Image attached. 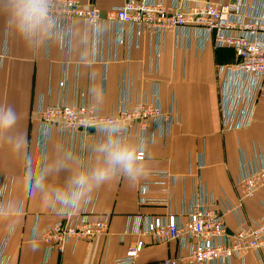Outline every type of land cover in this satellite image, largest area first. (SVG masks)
<instances>
[{
    "label": "crops",
    "instance_id": "1",
    "mask_svg": "<svg viewBox=\"0 0 264 264\" xmlns=\"http://www.w3.org/2000/svg\"><path fill=\"white\" fill-rule=\"evenodd\" d=\"M87 1L102 11L121 3L119 0ZM163 1L166 6L172 2ZM83 26L82 19L73 21V28ZM181 40L186 42L185 38ZM72 41L75 42L74 35ZM179 42L172 33L159 43L155 37L139 33L130 25L116 24L98 39L95 44L98 57L91 55L86 65L78 52L61 50L55 40L48 41L38 51L29 50L6 28L5 19L0 15V53L3 55H0V105H11L23 115L20 130L27 138L20 157L0 148V173L12 180L9 210L0 216V241L8 238L7 253L12 264H117L116 260L126 256L131 246L141 239L146 245L136 262L162 264L177 253V242L156 243L148 235L125 234L127 218L165 216L171 210L180 213L184 201L189 203L192 199L200 176L209 195L240 206L245 218L255 220L264 216V186L253 196H246L236 184L243 173V155L248 157L255 149L264 152V97H259L254 104L250 126L225 130L220 114L221 91L232 90L237 75L218 76L217 68L235 63V50L217 48L213 39L197 33L193 34L189 46ZM69 60L72 63L71 99L77 74L78 86L85 89L88 98L91 87L103 89L105 104L101 113L104 115L114 113L123 99L125 105L132 107L151 94L158 97L164 113L174 111L180 121L173 124L168 136L160 132L152 136L150 128L143 136L133 132L129 138L142 140L146 145L150 172L169 171L175 180L152 185L143 194L149 198L168 197L170 206L139 203L140 188L151 180L149 175L135 185L122 176L103 184L89 198L95 201L97 217L110 215L108 232L92 241L71 242L64 252L52 251L47 256L41 235L58 216L50 213L51 206L42 197L26 194L23 179L29 163L35 166L42 157L51 155L56 145L63 146L60 129L44 127L36 107L40 101L47 104L60 97L62 64ZM92 72L96 73L95 78ZM97 139L94 130L85 135L82 168L94 161L91 145ZM66 175L50 178L48 183L61 186ZM226 221L230 229L237 230L236 214H226ZM231 264H264V253L247 252L243 258H234Z\"/></svg>",
    "mask_w": 264,
    "mask_h": 264
},
{
    "label": "built area",
    "instance_id": "2",
    "mask_svg": "<svg viewBox=\"0 0 264 264\" xmlns=\"http://www.w3.org/2000/svg\"><path fill=\"white\" fill-rule=\"evenodd\" d=\"M119 1V5L102 11L87 0H59L58 10L62 15L58 17V27L66 31V41L69 36L71 40L73 38L75 19L85 21L93 16L106 23L108 30L116 24H127L139 33L155 37L159 43L169 33L181 41L178 44L186 46H189L194 33L201 37L208 36L217 48H233L237 54L235 63L219 65L217 68L218 76L229 73L237 75L234 88L221 91L223 128L237 130L252 124L254 104L259 97H264V0H172L170 6H166L163 0ZM184 38L186 42L181 40ZM64 49L69 50V47L66 45ZM94 57H98L96 48ZM71 66L70 60L62 64L60 97L47 104L40 101L36 114L48 130L55 126L60 129L63 147L74 151L80 160L84 159L85 135L91 130L98 135L96 124L103 117H118L126 122L128 135L138 132L141 136L151 128L152 136L160 132L166 137L173 124L180 121L173 110L163 112L154 94L132 107L125 105L123 99L120 107L110 115L94 111L85 89L78 86L77 74L71 99ZM242 167L243 173L236 179V184L246 196H253L264 186V152L255 149L252 155H243ZM149 176L151 180L140 188L139 203L170 206L168 197L149 198L143 194L152 185H165L169 180L174 181L175 176L165 170L150 172ZM11 189L12 180L0 173V216L9 210ZM184 205L180 213L171 210L165 216H129L125 234L148 235L156 243L177 242V253L162 264H231L234 258H243L247 252L264 253V216L255 220L245 218L240 206L233 205L223 197L209 195L201 176L192 199L189 203L184 201ZM50 210L58 219L41 235L46 244L47 256L52 251L64 252L71 242L92 241L109 230L110 215L97 217L95 201L91 198L75 211L62 214L52 207ZM228 213L236 214L237 230L228 226ZM7 243L8 238L0 241V264H12ZM145 245L143 239L138 240L126 256L117 259L116 263L139 264L136 260Z\"/></svg>",
    "mask_w": 264,
    "mask_h": 264
},
{
    "label": "clouds",
    "instance_id": "3",
    "mask_svg": "<svg viewBox=\"0 0 264 264\" xmlns=\"http://www.w3.org/2000/svg\"><path fill=\"white\" fill-rule=\"evenodd\" d=\"M59 0H0V15L7 29L13 31L31 51H38L49 40H55L63 50L78 52L80 60L88 64L95 53V44L108 30V25L93 16L84 26L74 27L66 41V31L58 27ZM95 78L96 73L92 72ZM90 104L94 111L102 112L105 93L101 87L89 89ZM23 115L11 105H0V148L10 155L24 154L27 138L20 130ZM98 139L91 145L94 161L82 168L80 157L72 150L56 145L51 155L42 157L35 166L27 165L23 185L29 197H42L60 213L78 210L91 194L103 184L118 176L130 184H137L150 173L146 160V145L142 140H130L127 124L118 117H103L97 124ZM67 175L61 186H52L50 178Z\"/></svg>",
    "mask_w": 264,
    "mask_h": 264
},
{
    "label": "rangeland",
    "instance_id": "4",
    "mask_svg": "<svg viewBox=\"0 0 264 264\" xmlns=\"http://www.w3.org/2000/svg\"><path fill=\"white\" fill-rule=\"evenodd\" d=\"M231 65V64H230Z\"/></svg>",
    "mask_w": 264,
    "mask_h": 264
}]
</instances>
